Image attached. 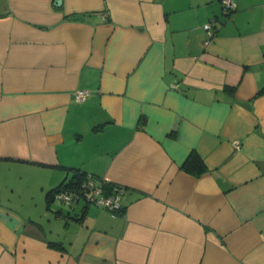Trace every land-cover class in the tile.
<instances>
[{"label":"crops","instance_id":"crops-1","mask_svg":"<svg viewBox=\"0 0 264 264\" xmlns=\"http://www.w3.org/2000/svg\"><path fill=\"white\" fill-rule=\"evenodd\" d=\"M216 1L0 0V264H264V0Z\"/></svg>","mask_w":264,"mask_h":264},{"label":"built area","instance_id":"built-area-1","mask_svg":"<svg viewBox=\"0 0 264 264\" xmlns=\"http://www.w3.org/2000/svg\"><path fill=\"white\" fill-rule=\"evenodd\" d=\"M220 5H221L222 13L226 15H230L236 7L234 0H220ZM215 26L216 24L214 19H211L203 24V28L207 32L208 38H211L214 35ZM173 86L176 87L175 84ZM86 95L87 92L82 89H79L75 92V97L77 100L84 99ZM238 143H239L238 141H235L234 142L235 146H238L239 145ZM97 183L98 181L96 178L92 177L91 175H88L84 180V182L82 183V193L84 194L83 196L79 195V193L75 190H65L56 194L55 198L58 200V202L72 203L78 201V199L82 197L96 205L107 208L112 213H114L113 210L119 208L121 204L120 196H121L122 188L120 186H117L116 188L117 192L115 195L110 197H104L101 194L100 187Z\"/></svg>","mask_w":264,"mask_h":264},{"label":"trees","instance_id":"trees-1","mask_svg":"<svg viewBox=\"0 0 264 264\" xmlns=\"http://www.w3.org/2000/svg\"><path fill=\"white\" fill-rule=\"evenodd\" d=\"M181 168L195 176L198 177L205 173L207 171V167L202 160V158L197 154L195 151H190L187 155V157L184 159V161L181 164ZM88 175H91L92 177L96 178L95 175L89 174L87 172H83L80 170H75L73 175L68 181H62L60 184H58L56 187L51 189L49 192H47V201L50 202L53 200L56 196V194L65 191V190H75L79 193V195L83 196L84 194L82 193V183L86 179ZM100 187L101 194L104 197H110L116 194V188L117 185L106 182L104 180H99L97 183ZM76 202V201H75ZM73 203V202H72ZM71 204V203H69ZM115 214H118L123 211V205L120 204L119 208L113 210ZM75 219H79V217L73 216ZM50 246H61L60 243L58 242H52L50 241L48 243Z\"/></svg>","mask_w":264,"mask_h":264},{"label":"rangeland","instance_id":"rangeland-1","mask_svg":"<svg viewBox=\"0 0 264 264\" xmlns=\"http://www.w3.org/2000/svg\"><path fill=\"white\" fill-rule=\"evenodd\" d=\"M216 3H217V13L220 14V12L222 13V11H221V5H220V3L218 1H216ZM80 205H81V203H78V204H74V203H71V204H65V203L59 204L57 202H54V204H53V206H55V207L65 208L64 210H67V209L68 210H71V208H70L71 206L72 207H75V209L78 210V208H79ZM61 222L63 223V220ZM55 225L57 226V228L59 226V229L62 230V227L60 225H58V224H55Z\"/></svg>","mask_w":264,"mask_h":264},{"label":"water","instance_id":"water-1","mask_svg":"<svg viewBox=\"0 0 264 264\" xmlns=\"http://www.w3.org/2000/svg\"><path fill=\"white\" fill-rule=\"evenodd\" d=\"M57 3H60V0H56Z\"/></svg>","mask_w":264,"mask_h":264}]
</instances>
